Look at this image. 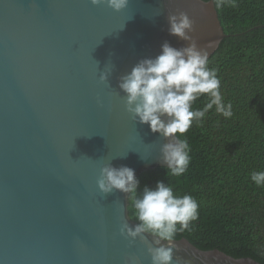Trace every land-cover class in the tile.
I'll list each match as a JSON object with an SVG mask.
<instances>
[{"label":"water","instance_id":"95a60500","mask_svg":"<svg viewBox=\"0 0 264 264\" xmlns=\"http://www.w3.org/2000/svg\"><path fill=\"white\" fill-rule=\"evenodd\" d=\"M179 11L198 47L211 42L210 56L226 36L214 0H129L120 11L0 0V264H151L145 243L119 231L137 223L128 194H104L96 181L109 163L136 176L162 166L167 140L132 118L118 84L163 42L187 45L167 31ZM175 243L173 264H262Z\"/></svg>","mask_w":264,"mask_h":264},{"label":"trees","instance_id":"16d2710c","mask_svg":"<svg viewBox=\"0 0 264 264\" xmlns=\"http://www.w3.org/2000/svg\"><path fill=\"white\" fill-rule=\"evenodd\" d=\"M214 2L226 36L207 66L217 70L223 102H231L233 115L225 118L213 106L199 124L194 121L180 137L190 146L187 171L180 177L165 175L164 166L143 171L136 176L137 195L157 180L176 196L191 195L198 219L175 239L264 264V186L251 180V173L264 171V0ZM206 101L198 98L193 109ZM128 212L138 223L130 200Z\"/></svg>","mask_w":264,"mask_h":264},{"label":"clouds","instance_id":"9594fccd","mask_svg":"<svg viewBox=\"0 0 264 264\" xmlns=\"http://www.w3.org/2000/svg\"><path fill=\"white\" fill-rule=\"evenodd\" d=\"M90 3H106L114 11H120L127 7L129 0H90ZM167 21L168 33L187 41V45L175 48L163 42L158 55L140 59L130 72L120 77L118 86L125 94V110L132 118L146 123L151 132L167 140L160 146L165 175L180 177L187 171L191 159L190 146L180 137L194 121L199 124L213 106L225 118L232 117L233 112L231 102H223L217 70L207 66L211 42L198 47L190 35L194 22L183 11L169 12ZM108 75L102 71L99 79L105 81ZM202 96H206V103L202 108L193 109L194 102ZM251 180L258 187L264 186V171L251 173ZM96 184L104 194L113 190L128 194L134 218L139 222L133 226L123 223L119 229L121 235L130 241L139 237L146 245L151 264H173L174 249L178 248L175 236L177 232L192 230L191 222L198 219L197 201L189 194L174 195L173 188L160 180L154 188L145 185L137 195L139 181L135 170L126 165L102 166ZM148 235L152 236L151 241Z\"/></svg>","mask_w":264,"mask_h":264}]
</instances>
